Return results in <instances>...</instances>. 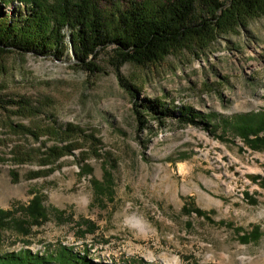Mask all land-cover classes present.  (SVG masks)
<instances>
[{
	"label": "rangeland",
	"instance_id": "374dc122",
	"mask_svg": "<svg viewBox=\"0 0 264 264\" xmlns=\"http://www.w3.org/2000/svg\"><path fill=\"white\" fill-rule=\"evenodd\" d=\"M0 10L25 13L18 1ZM64 32L61 61L0 55V97L27 99L42 113L0 110V209L15 218L0 228V256L46 257L66 246L96 263L264 264V144L235 128L238 116L264 112V16L175 47L149 66H123L138 103L158 100L176 114L165 130L151 120L141 134L113 51L100 53L102 72L92 75ZM187 108L212 115L214 127L183 123ZM21 151L33 157L16 163Z\"/></svg>",
	"mask_w": 264,
	"mask_h": 264
},
{
	"label": "trees",
	"instance_id": "16d2710c",
	"mask_svg": "<svg viewBox=\"0 0 264 264\" xmlns=\"http://www.w3.org/2000/svg\"><path fill=\"white\" fill-rule=\"evenodd\" d=\"M16 1L23 3L25 13L6 15L0 10V55L33 53L41 57L52 55L61 61L68 45L64 30L69 28L70 43L79 66L96 75L102 72L96 63L98 56L111 49L120 86L134 100L140 134L151 128V120L158 124L159 130H165L168 119L176 114L158 100L138 103L134 93L137 86L122 76L123 66L129 63L149 66L175 47L197 39L209 41L216 31L238 28L249 19L264 16V0H234L230 8H226L225 0H0V3L12 6ZM9 108L22 109L34 117L42 114L34 113L27 99L0 97V110L9 111ZM181 118L183 123L204 124L206 128L215 125L212 115H194L188 108L182 111ZM20 128L24 136L37 137L35 130ZM235 128L247 142L264 144V112L238 116ZM44 135L48 136L49 132ZM67 148L61 147L60 151ZM27 157H33V152H15L14 160L24 164L30 159ZM45 214L39 204L34 212L35 222L40 224V217L46 220ZM14 222L13 211L0 209V228L5 229ZM84 223L89 225L85 233H93L94 226ZM249 240L250 237L244 238L245 242ZM0 264L108 263H96L86 252L81 254L62 246L54 255L46 257L31 250L6 253L0 256Z\"/></svg>",
	"mask_w": 264,
	"mask_h": 264
},
{
	"label": "bare ground",
	"instance_id": "6f19581e",
	"mask_svg": "<svg viewBox=\"0 0 264 264\" xmlns=\"http://www.w3.org/2000/svg\"><path fill=\"white\" fill-rule=\"evenodd\" d=\"M134 225L138 226L142 230L144 229V224L141 221H134Z\"/></svg>",
	"mask_w": 264,
	"mask_h": 264
}]
</instances>
